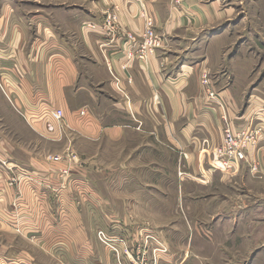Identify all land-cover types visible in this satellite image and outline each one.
I'll use <instances>...</instances> for the list:
<instances>
[{"label": "crops", "instance_id": "0c3cea01", "mask_svg": "<svg viewBox=\"0 0 264 264\" xmlns=\"http://www.w3.org/2000/svg\"><path fill=\"white\" fill-rule=\"evenodd\" d=\"M146 6L163 48L142 63L121 37L144 31L134 0H0V264L92 256L79 208L88 228L95 202L88 175L105 150L106 230H99L110 236L131 239L110 224L138 222L134 207L142 204L123 192L156 200L164 181L182 191L189 210L217 223L212 230L227 197L206 191H232L238 223L264 214V0ZM110 12L122 32L104 46ZM249 126L263 133L236 175L212 170L224 130ZM113 192L122 193L118 203ZM231 223L228 235L238 239Z\"/></svg>", "mask_w": 264, "mask_h": 264}, {"label": "rangeland", "instance_id": "374dc122", "mask_svg": "<svg viewBox=\"0 0 264 264\" xmlns=\"http://www.w3.org/2000/svg\"><path fill=\"white\" fill-rule=\"evenodd\" d=\"M70 150L72 151V149ZM77 161V164H81V160ZM95 161L96 165L90 167L91 172L88 175L95 201L91 207L92 224L88 223V228L87 220L89 218L88 214L85 215L86 209L79 208V217L83 220V231H86L90 236L89 246L84 250H92V256L80 257L77 262L74 258L69 257H61V259L40 257L38 258L40 264H115L116 258L113 259L108 252V247L97 238L99 229L106 230V219L103 218H106V150L101 152ZM63 171L69 172L67 169ZM60 174L63 175V172ZM183 176L185 175L180 171L177 178L181 180L184 178ZM141 177L148 178V176ZM166 177L164 176L163 179ZM169 177L174 179L173 176ZM199 179L201 180V178ZM169 187L166 181L160 182L156 200H150L145 196V194L150 195V192L146 191L123 192V197L128 195L133 199L138 198L142 204L137 208L134 207L135 212L133 213H136L138 222L110 224V227L122 226L123 230H127L133 235L131 239L128 238L129 250L132 251L128 254L130 256H125L126 260L122 259L123 264H264V214L254 216L250 222L238 223L239 219L235 218L232 211L236 207L235 201L233 202L232 199L234 198L232 191H206L207 197L219 196V194L227 197L221 208L223 218L219 221L222 222L212 230L217 223L211 217H203L198 212L189 210V207L185 206V202L184 204L181 202L182 191L172 190L173 186L170 189ZM197 192L199 195L202 193V191ZM112 194L114 197L110 195V198L118 203V197L122 193L113 192ZM238 201L236 199V202ZM151 203H153L152 206ZM111 209L116 214L119 212L123 214L126 211L125 207L119 206L111 207ZM198 210H200L199 207ZM230 223L233 226L238 223L236 229L239 233L238 239L228 235V232L232 231V227L227 226ZM153 250H167V252L157 253L156 261H154ZM184 250H187L189 255L193 250L195 254L201 253L203 256L199 258L200 260L197 257H193V259L191 256L184 257L182 256Z\"/></svg>", "mask_w": 264, "mask_h": 264}, {"label": "built area", "instance_id": "2783aa9c", "mask_svg": "<svg viewBox=\"0 0 264 264\" xmlns=\"http://www.w3.org/2000/svg\"><path fill=\"white\" fill-rule=\"evenodd\" d=\"M134 1L140 6L141 17L145 23L144 31L140 36L129 33H125L121 36V22L118 15L114 12H110L106 15L101 31L107 33L110 38L104 46L114 43L118 37L121 36L126 41L125 44L129 57L146 63L150 56H153L158 50L163 48V45L161 38L156 33L155 21L147 9L146 0ZM179 3L180 0H175L176 5ZM89 28L93 30L97 29L94 25H89ZM204 84H207L206 79ZM85 115V112H81V116ZM56 118L61 120L63 118V112L57 111ZM262 133L263 131L261 129H253L250 126L239 133H235L231 130H224L222 143L214 150V158L210 164L211 168L221 172L229 178L235 176L239 164L246 160L248 148L257 145ZM205 144L207 143L205 142ZM55 160L57 161L58 158H55ZM253 171H256V168H253ZM62 172L63 175L60 174V179L63 181L67 180L69 172ZM15 181H17V179L13 180L12 183ZM97 238L114 254L118 264H123V256H127L132 251L129 250V240L126 238L110 236L103 230L97 232ZM166 252L167 250H153L154 261H156L157 253Z\"/></svg>", "mask_w": 264, "mask_h": 264}]
</instances>
